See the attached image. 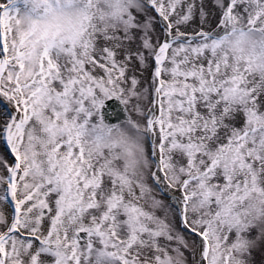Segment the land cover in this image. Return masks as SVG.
<instances>
[{"label":"snow or ice","instance_id":"6c2138e0","mask_svg":"<svg viewBox=\"0 0 264 264\" xmlns=\"http://www.w3.org/2000/svg\"><path fill=\"white\" fill-rule=\"evenodd\" d=\"M0 264H264V0H0Z\"/></svg>","mask_w":264,"mask_h":264}]
</instances>
